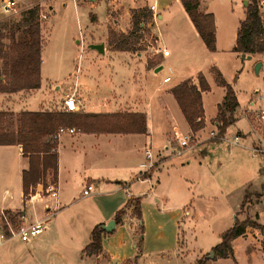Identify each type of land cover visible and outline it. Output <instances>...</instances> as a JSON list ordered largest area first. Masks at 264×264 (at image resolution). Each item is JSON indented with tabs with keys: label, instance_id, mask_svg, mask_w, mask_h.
<instances>
[{
	"label": "rangeland",
	"instance_id": "rangeland-1",
	"mask_svg": "<svg viewBox=\"0 0 264 264\" xmlns=\"http://www.w3.org/2000/svg\"><path fill=\"white\" fill-rule=\"evenodd\" d=\"M62 1L65 3L63 6L61 5ZM113 1L115 4L119 3V0ZM243 1L204 0L203 7L213 15L217 23V45L213 52L207 51L200 38L194 34L195 30L187 14L176 0H156L158 12L163 16V19L159 20L157 28L152 24L153 19H150L142 30L133 33L130 32L131 13L138 11L141 15V11L147 9V5L151 4L153 0H124V6H119L116 10H113L114 4L109 6L103 0L88 2L86 0H43L42 2L50 4L52 7L48 19H41L40 13L47 14V12H44L45 7L39 6L41 12L37 21L42 26L44 40L42 63L44 77L58 74V76L67 78L65 84L72 85L74 79L80 82L84 71L88 69L86 76L91 79V85L110 82L112 79L111 72L120 65L121 58L111 53L97 54L87 48L91 41L100 39L106 28V30L115 33H122V29H125L124 33H130L128 34V44L132 50L129 54L133 61H137L131 63L133 69H136L138 64L140 66L141 64L138 61L142 60L145 64L148 59L160 64L163 57L155 51L158 47L156 43H152V36L159 34L163 44L165 42L164 46L169 51V57L159 73L150 76L147 82L143 80V74H137V80L145 83L146 96L150 90L148 82L152 86L151 91L156 88L155 90L158 93H165V90L176 85L180 77L190 81L191 84L198 85V74L202 73L209 84L210 89L206 93L204 92L202 99L208 124L194 133L196 146L183 152L180 156H170L171 151L178 147L176 139L168 148V156H163L165 154H163L162 147L164 142L162 128L167 114L166 111L162 110L161 107H155L156 109L151 115V111H147L146 106L143 107L144 110L142 109L148 115L150 129L154 132L152 142L147 143V145L150 146L149 148L153 153H160L162 157L158 170L153 171L151 174V182L154 184V174H158L161 184L168 193L169 201L167 205L164 207L158 206L161 215L159 223L164 227L162 236L168 241V244L173 239V234H169L168 217L175 212H179L181 215L178 218L180 224L178 226L179 237L176 250L170 254L148 256L140 259L141 252L138 254L136 248L140 234L139 224L132 213V206L127 207V214L133 219V223L130 225L135 228L134 243L136 255H138L129 259L134 260L135 264H198L200 260H203L204 264H233L229 258L221 262L213 260L214 255L212 258L208 256L211 248L220 243V234L232 227L235 219L238 221L248 219L252 223L254 222V206L259 202L260 195L264 191V185L249 186L246 189L247 194L242 197L240 204L239 195L243 182H248L253 178L256 179L255 183L264 180L263 173L258 171L264 168V159L252 157L247 149L253 137L251 127L253 121L252 112L247 113L246 117L250 121L249 129L243 113L246 112L245 109H264V55L254 54L249 58H242L241 54L234 53L235 51L232 49L234 34L239 23L245 17V7L248 4L247 1L244 5ZM258 2L259 0H256V5ZM109 14L111 17H108ZM9 16L11 15H5L3 18ZM95 17L96 22H92L91 20L94 21ZM18 38L22 37L19 36ZM76 41L79 42L76 43ZM4 42L6 43V40ZM106 46H108L107 43ZM58 59L59 61L67 59V65L63 63V65L57 67ZM261 61L263 65L261 69L259 68L258 73H255L254 67ZM60 68H63L61 72H59ZM169 69L171 72H169ZM216 71L220 73L227 84L231 85L239 104L236 112L237 122L234 125L232 123L223 136L231 139L236 135L235 132L239 130L243 133L242 135L239 134L241 137L240 145L230 146L227 142L220 141L216 137H210V131L217 132L216 124L212 118L215 116L217 105L221 103L225 94V88L216 84ZM166 76H169L171 81L163 84L162 80ZM61 83L43 81L38 90L19 99L18 104L29 110H40L41 105L45 106L53 100L57 102L62 90L56 93L55 88ZM136 89L134 92L130 88L129 92L135 94L136 97H141L140 100L143 101V87L140 89L136 87ZM113 92L115 99V97L118 98L122 94L125 96L128 91L124 90L121 93L115 90ZM78 95L81 99L85 96L82 90ZM251 102L253 103L252 106H250ZM135 106L128 103L125 106H119L117 112L137 108ZM9 115L12 114L5 113V116ZM12 116L14 118H3L6 126L10 129L17 127V118H15L17 116L14 114ZM176 118L178 119V116ZM179 121L183 123L180 118ZM200 131L201 133L198 135ZM188 133H191V131ZM205 150L206 153H203ZM0 151V191L4 186L8 187L11 196H13V205L22 208L20 206L19 178L17 175L20 158L17 156V150L9 147L7 149L1 148ZM141 161L142 158L137 163L134 169L135 172ZM165 172H168V177H166ZM132 177L131 174L130 178L125 181L131 182ZM183 177L187 179H183ZM49 180L50 177L47 176L46 181ZM135 183L148 189L147 184ZM79 196L78 193L71 200L70 205H67L49 219L46 230L39 236L45 239L47 244L41 257L46 264H124L125 260L119 263L113 262L110 255L103 248L96 256L88 257L82 252L79 254V251L90 242L89 229L85 224L82 225L84 221H81L80 218H78L79 223L75 221L78 214H81V210L90 204L89 199H81ZM176 204L181 207L174 208ZM32 208V206H29L28 211L33 212ZM69 213L74 215L73 223L66 226L64 217ZM124 214H126V211H124ZM235 216L236 218H234ZM88 219L92 218L88 216ZM147 221V228H151L149 238H152L153 229L150 227V223L154 224V222L150 219V216L147 217ZM142 222L144 227L143 218ZM82 233L87 238L85 243L79 237V234ZM109 233L104 232L102 237ZM154 240L155 238H152V242ZM12 246L25 247L16 239L0 248V252ZM76 251H78L77 254ZM15 252L17 254V251ZM16 254L8 253L6 261H0V264H32L28 262V257L21 258ZM60 254L64 258H60L58 256Z\"/></svg>",
	"mask_w": 264,
	"mask_h": 264
},
{
	"label": "crops",
	"instance_id": "crops-1",
	"mask_svg": "<svg viewBox=\"0 0 264 264\" xmlns=\"http://www.w3.org/2000/svg\"><path fill=\"white\" fill-rule=\"evenodd\" d=\"M17 4V9L19 12L28 9L34 5H38L41 7H45V11L47 12V18H49V11L52 9L50 4H45L42 2L43 0H14ZM60 1V0H59ZM74 1V0H73ZM92 1V0H86ZM107 2L109 6L114 4L113 10H116L119 6H124V0H119L118 4H115L113 0H103ZM180 5V1L176 0ZM204 0H200L199 10L202 12L208 13L203 7ZM65 3L64 1L61 2L63 6ZM182 7V5H181ZM183 9V8H182ZM42 13V12H41ZM3 13L0 11V19L3 18ZM93 16V15H92ZM110 14L108 15V17ZM111 17V16H110ZM91 18V17H90ZM245 18V17H244ZM107 19V16H106ZM163 16L159 14L158 20H162ZM91 20V19H90ZM92 22H96L95 20H91ZM46 22V21H45ZM159 22V21H158ZM192 24V23H191ZM214 25H215V48L217 45V23L214 18ZM240 25V23H239ZM238 28L234 34V44L232 49L235 46L236 35L239 29ZM158 26V23H157ZM157 26H154L157 28ZM193 26V25H192ZM194 29V27H193ZM195 30V29H194ZM122 33L125 32V29L121 30ZM94 33V32H93ZM42 26L40 25V36L42 40L41 44V62H40V85L37 89L34 90H20L17 92L12 93H0V112L14 114L16 120V124L18 126V115L20 112L23 111H31V112H55L61 111V105L63 98L66 94H70L74 92V97L83 105L86 109L85 113H115L118 111L119 106H125L128 103L133 105L137 108L130 109L128 111L122 112H141L144 113L146 116V133L145 134H109V133H80L75 132L72 135L69 134H61L57 138V146H56V156H57V177H56V187L58 190V196L56 200H39L38 198L34 197L32 210L33 212H29V207L27 208V212L29 217H44L47 215L48 211L47 208L45 209V204L50 206L51 208L55 207L57 209L55 215L59 213L63 208L67 205L71 204V200L74 199L75 196L78 195L81 199L87 198L89 199L90 204L85 206L83 210H81V214H78V217L75 219L77 223H79L78 218L83 220L82 223L86 225L89 229V234L91 230L96 225H103L106 224L110 220H114V214L120 208H122L128 198L135 197L140 199V210H141V217L144 221L143 227V244H142V251L139 255V258L151 257V256H158L163 254H170L174 252L178 246V237H179V224L178 218L180 217L179 212L172 213L173 215H169L168 217V228L169 234H173V239L168 244V241L164 239L162 233L164 231V227L159 223L161 219V215L159 214L158 206H166L169 199L167 196V190L163 187L159 180L158 174L155 175L154 184L151 182V189L142 188L141 185L136 184L135 182H126L127 178H130L132 174L134 176V169L137 163L143 158V150L144 148L148 147L147 143L152 142V137L154 132L150 129L149 126V117L148 115L142 111L143 107H147V111H151V115L153 111L156 109L155 107H161V109L166 111V118L164 119V126L162 128V136L164 139L163 142V154H167V150L165 148H170L171 143L174 141L176 136L184 135L186 132H190V129L185 122L177 104L174 100L172 94L170 93V89L165 90L164 92L158 93L155 89L151 91L152 86L148 82L149 93L146 96L145 94V83L150 76H155L159 71L162 69L164 62L169 57H163L160 64L157 67L160 69L155 72V68L148 69L144 61L140 62V66L136 69L131 67V63L137 62L133 61L129 52L125 51H115L110 49L106 46L107 39H108V30L105 28V32L103 31L100 39L97 41H91L90 44H98L103 43L104 45V53H111L117 55L121 58L120 65L113 69L111 72L112 79L110 82L106 84H96L91 85V79H88L86 74L88 73V69L84 71V75L82 76L81 81L77 82L74 79V84L68 85L65 84L66 77L65 76H58V74L54 75H43L42 72V63L44 58V47H43V36H42ZM199 37L197 32L194 33ZM156 36V46L157 47H165V42L163 41L159 34H155ZM200 38V37H199ZM201 40V39H200ZM202 41V40H201ZM79 41H76L78 43ZM203 43V42H202ZM204 45V44H203ZM207 50V49H206ZM92 51V50H90ZM94 51V50H93ZM208 51V50H207ZM97 53L96 51H94ZM234 52V51H233ZM236 53V52H234ZM99 54V53H97ZM102 54V55H103ZM139 54V53H137ZM140 55V54H139ZM138 55V56H139ZM264 55V54H261ZM251 56V55H250ZM62 58V57H61ZM138 60V59H137ZM56 64L57 67L66 64L68 61L67 59H63ZM67 65V64H66ZM263 63L261 61V67ZM260 67V69H261ZM63 68H60L59 72L62 71ZM143 74L144 81L139 82L137 80V74ZM67 76V75H66ZM114 78V80H113ZM93 79V78H92ZM185 78H178L176 84L183 81ZM48 82V83H56L59 82L61 85H57L55 88V92L62 90V93L59 95L57 102L50 101L45 106L41 105L40 110H29L22 105H19V99L24 96H28L30 93L35 92L40 88L42 85L41 82ZM171 81V80H170ZM163 84L164 83L162 80ZM68 86V87H67ZM143 87L142 97L143 101L140 100L139 96H135V94H131L129 92L130 88L135 89ZM223 87V86H222ZM83 91L85 96L80 98L78 95L80 91ZM121 92L123 93L124 90L128 91L125 93V96H119L118 98L115 97L114 99V92ZM137 90V89H136ZM55 93V94H56ZM154 93V95H153ZM206 93V92H205ZM119 94V93H118ZM203 94L201 95V101L203 99ZM87 95V96H86ZM79 96V97H78ZM225 94L223 95V97ZM147 97V98H146ZM152 97V98H151ZM54 99V98H52ZM147 99V101H146ZM154 103V106H153ZM222 103V101H221ZM219 103V104H221ZM121 104V105H120ZM218 104V105H219ZM253 103H250L252 106ZM153 106V108H151ZM150 107V108H149ZM203 111H204V121L205 125L208 124V119L205 116V110L202 103ZM234 112V119L233 125L237 122V109ZM54 109V110H53ZM141 109V110H140ZM145 109V108H144ZM143 109V110H144ZM151 109V110H150ZM254 109H245L243 114L245 117L247 113L252 112ZM150 113V112H149ZM217 113V108L215 112V116ZM12 115L5 116V117H13ZM169 115V117H167ZM178 116V119L176 118ZM215 116L212 118L214 119ZM179 118L182 120L183 123L179 121ZM249 129H250V121H248L246 117ZM15 121V119H14ZM184 124V125H183ZM5 128L16 131V128L10 129L6 126V122H4ZM183 126V127H181ZM229 129V128H228ZM248 129V131H249ZM203 131V130H202ZM200 132H198L199 135ZM236 134H243L239 130L235 132ZM226 134V133H225ZM235 146V145H230ZM9 147L16 148L17 156L20 158L19 166L17 170V175L19 178V196H20V206L23 207V193H22V172L28 168V158L23 156L21 147L19 145H2L0 149H7ZM150 147V146H149ZM1 152V151H0ZM206 153V150L203 151ZM1 155V154H0ZM246 169V168H245ZM253 169L251 170V172ZM260 173H263L264 177V168L258 170ZM166 177H168V172H165ZM260 176V175H259ZM49 177V176H48ZM165 177V178H166ZM47 178V177H46ZM133 178V177H132ZM183 179H187L183 177ZM256 180V179H255ZM254 178L248 182H243L242 188L240 189V201L243 197L244 191L249 186H262L264 185V180H261L260 183H255ZM132 181V179H131ZM141 184V183H140ZM86 185L92 186V191L88 196H82L81 192ZM41 188V184H37L35 187L36 191H39ZM75 192H77L75 194ZM237 206V211L238 207ZM62 206V207H61ZM60 207V208H59ZM181 207L179 205H175L174 208ZM22 208H17L13 205V196H11L10 189L4 186L0 191V210L8 211L11 213H15L20 211ZM126 214L122 217V223L116 225L113 229L112 233L106 234L101 238L102 248L105 252H107L113 262H121L123 260L133 258L136 255L135 250V228L132 224V218H130L127 214L128 210H125ZM177 211V210H175ZM254 219L253 221L262 226L261 229H257L251 226L245 228V231L242 235L236 237L231 242V249L232 254L228 257L233 264H264V254L262 251V243H263V235L262 229L264 228V191L261 193L259 202L257 205L254 206ZM88 216L92 219H88ZM150 216V219L154 222V224L150 223V227H152L153 235L152 238H155L154 242H152V238H149V234L151 233V228H147V217ZM74 215L70 213L65 215L64 222L66 226L73 223ZM236 218V216L234 217ZM139 224V222L137 221ZM88 224V225H87ZM183 224V222H182ZM132 226V228H131ZM85 229V227H84ZM46 230V229H45ZM44 230V231H45ZM149 230V232H148ZM44 231L41 233L43 234ZM120 233V234H119ZM41 234L39 236H41ZM221 235V234H220ZM37 236L29 243H22L25 246L23 248H19L18 246H12L5 251L0 252V261H6V257L8 253H15L17 251L18 257H28L29 261L32 264H46L45 260L41 257L43 253L44 247L47 246L45 243V239L40 238ZM79 237L85 243L87 238H85L84 234H79ZM16 240V239H14ZM12 241V240H11ZM8 241L7 243L11 242ZM7 243H5L0 248L4 247ZM83 245V244H82ZM133 248V249H132ZM82 251V250H81ZM79 251V254L81 253ZM78 251H76V254ZM60 258H64L63 255H58ZM80 256V255H79ZM227 258H220L216 259L217 262H221ZM212 261V260H211Z\"/></svg>",
	"mask_w": 264,
	"mask_h": 264
},
{
	"label": "trees",
	"instance_id": "trees-1",
	"mask_svg": "<svg viewBox=\"0 0 264 264\" xmlns=\"http://www.w3.org/2000/svg\"><path fill=\"white\" fill-rule=\"evenodd\" d=\"M195 31L209 52L215 50V25L211 13L199 10V0H179ZM248 1L245 7V18L240 22L233 50L241 55L264 54V41L261 38V21L256 0ZM41 8L34 5L15 15L0 19V93H12L20 90H34L40 85L41 36L40 24L37 21ZM140 13H131V30H142L151 19L147 9ZM142 14H144L142 16ZM19 34V35H18ZM130 33H115L108 31L107 45L115 51L130 52L128 44ZM21 36L22 38H18ZM6 40V43L4 42ZM155 43L156 36H152ZM155 46V45H153ZM159 65L154 60H147L148 69ZM216 84L225 88L222 103L217 105V113L213 120L218 134L223 136L227 128L234 122L233 114L238 107V101L231 85L227 84L220 73L216 71ZM210 87L202 73L198 74V85L184 80L170 89L176 104L192 134L205 126L201 93L209 91ZM5 113L0 112V146L19 145L23 156L28 158V168L22 172L23 199L34 193L37 184L46 186L56 183L57 156L56 132L59 127H73L80 133L109 134H145L146 116L141 112L115 113H85V112H31L23 111L18 115L16 131L4 126ZM49 176L50 180L46 181ZM247 191H244L245 197ZM132 206V213L139 222V238L136 248L139 252L143 242V222L140 210V199L130 197L125 205L114 214L116 225L122 223L124 211ZM100 225L93 227L90 242L82 249L86 256H96L102 251L101 237L104 230ZM251 226L261 229L262 226L248 219H235L232 227L221 233L219 244L211 248L213 260L228 258L232 254L231 242L242 235L245 228ZM264 254V237L262 243ZM138 256V255H137ZM136 256V257H137ZM124 264H135L127 259ZM198 264H204L200 260Z\"/></svg>",
	"mask_w": 264,
	"mask_h": 264
},
{
	"label": "built area",
	"instance_id": "built-area-1",
	"mask_svg": "<svg viewBox=\"0 0 264 264\" xmlns=\"http://www.w3.org/2000/svg\"><path fill=\"white\" fill-rule=\"evenodd\" d=\"M257 9L261 21V38L264 41V0H259L257 4ZM0 11L3 15H15L19 11L17 9V4L14 0H0ZM147 11L151 14V19H153L152 24L157 26L158 23V6L156 0L149 5H147ZM41 19H46L47 15L45 13H40ZM157 53H160L162 57H168L169 51L165 47H158L155 49ZM169 72L170 69H169ZM170 77L166 76L163 78V82H170ZM261 99V97H259ZM61 111L63 112H84V107L80 102L74 97V92L66 94L63 98ZM252 121L253 125L252 132L253 137L251 138V143L247 147L250 151L252 157H261L264 159V109L257 108L252 111ZM76 132L73 127L65 128L59 127L55 138H58L61 134L72 135ZM210 137H216L220 141L227 142L229 145H240L241 137L236 134L231 139H227L221 136L217 132L210 131ZM175 139L178 141V147L171 151L170 156H180L183 152L188 151L196 146L194 134L188 133L181 136H176ZM168 148L166 147L165 150ZM168 151V150H167ZM168 156L167 154L163 155ZM162 157L160 153H153L149 147L144 148L142 161L138 164V169L135 172L131 182H137L141 184H148L149 189H151V174L153 171L158 170L160 161ZM92 191L91 185H86L81 194L82 196H88ZM58 196V190L56 184L48 183L46 186L41 185L39 191L34 190L33 194L28 195L23 200V207L20 211L11 213L8 211L0 210V247L3 246L8 241L17 239L22 243H29L34 238L39 236L47 227L49 219L55 215L57 209L55 207L51 208L45 204V209L47 208V215L44 217H29L26 211L29 206H32L34 197L39 200H56Z\"/></svg>",
	"mask_w": 264,
	"mask_h": 264
},
{
	"label": "water",
	"instance_id": "water-1",
	"mask_svg": "<svg viewBox=\"0 0 264 264\" xmlns=\"http://www.w3.org/2000/svg\"><path fill=\"white\" fill-rule=\"evenodd\" d=\"M246 2L247 1L244 0L243 4L245 5ZM87 48L90 49V50H94V51H96L99 54H103L104 53V45H103V43L90 44V45L87 46ZM241 56H242V58H245V57L249 58L250 57V55H241ZM260 67H261V63L260 62L255 65V67H254L255 73H258V70H259ZM159 69H160V67H157L155 69V72H157ZM114 227H115L114 220H110L106 224H103V225L99 226V228L104 230V232H106V233L112 232ZM262 235L264 236V228L262 229ZM208 256L211 257V258L213 257L212 251H210Z\"/></svg>",
	"mask_w": 264,
	"mask_h": 264
}]
</instances>
